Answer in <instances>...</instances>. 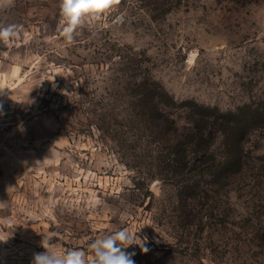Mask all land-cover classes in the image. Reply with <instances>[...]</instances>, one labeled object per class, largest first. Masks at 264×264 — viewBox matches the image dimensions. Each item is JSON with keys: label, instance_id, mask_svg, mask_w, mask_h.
<instances>
[{"label": "rangeland", "instance_id": "1", "mask_svg": "<svg viewBox=\"0 0 264 264\" xmlns=\"http://www.w3.org/2000/svg\"><path fill=\"white\" fill-rule=\"evenodd\" d=\"M58 5L0 7V264L119 229L135 264H264V0H121L71 44Z\"/></svg>", "mask_w": 264, "mask_h": 264}, {"label": "clouds", "instance_id": "2", "mask_svg": "<svg viewBox=\"0 0 264 264\" xmlns=\"http://www.w3.org/2000/svg\"><path fill=\"white\" fill-rule=\"evenodd\" d=\"M120 2L121 0H59L62 25L60 35L68 44L73 43L79 30L102 22ZM10 3L11 0H0V7H7ZM22 30L23 25L20 24L0 23V42L7 43L19 36ZM134 244L140 245L143 252L147 251L136 234L127 229L100 234L89 243V251L77 248L56 250L51 239L43 236L41 246L45 251L34 253L31 264H135L132 258L135 253L125 251Z\"/></svg>", "mask_w": 264, "mask_h": 264}, {"label": "built area", "instance_id": "3", "mask_svg": "<svg viewBox=\"0 0 264 264\" xmlns=\"http://www.w3.org/2000/svg\"><path fill=\"white\" fill-rule=\"evenodd\" d=\"M14 102H5L0 99V132L4 131L8 126V120L11 119V112Z\"/></svg>", "mask_w": 264, "mask_h": 264}, {"label": "trees", "instance_id": "4", "mask_svg": "<svg viewBox=\"0 0 264 264\" xmlns=\"http://www.w3.org/2000/svg\"><path fill=\"white\" fill-rule=\"evenodd\" d=\"M203 135H204V134H202V132H200L199 137H200V138H203ZM179 153H180V152H179ZM181 153H182V152H181ZM183 159H184V158H183Z\"/></svg>", "mask_w": 264, "mask_h": 264}]
</instances>
